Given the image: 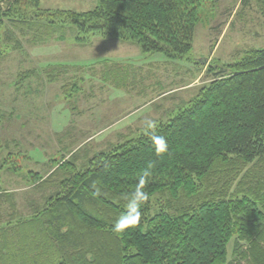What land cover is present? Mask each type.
<instances>
[{"label":"trees","instance_id":"obj_1","mask_svg":"<svg viewBox=\"0 0 264 264\" xmlns=\"http://www.w3.org/2000/svg\"><path fill=\"white\" fill-rule=\"evenodd\" d=\"M257 1L264 14V0ZM205 2L98 0L75 12L42 9L39 0H0V49L22 48L18 35L30 31L41 40L44 29L49 38L71 19L143 53L182 58L193 48ZM206 75L196 97L154 130L84 163L75 152L45 179L30 172L38 189H51L29 204L28 215L18 216L12 194L0 195V264H264V47L209 63ZM150 131L165 137V153H156ZM145 171L148 200L139 223L113 232Z\"/></svg>","mask_w":264,"mask_h":264},{"label":"rangeland","instance_id":"obj_2","mask_svg":"<svg viewBox=\"0 0 264 264\" xmlns=\"http://www.w3.org/2000/svg\"><path fill=\"white\" fill-rule=\"evenodd\" d=\"M39 1L52 11L83 12L98 5V0ZM260 8L257 0L246 6L242 0H206L193 48L182 58L143 53L131 41L84 31L71 19L58 20L64 26L49 38L44 29L41 40L30 31L18 35L22 48L2 46L0 195L12 194L18 216L28 215L29 204L42 202L51 189H38L30 172L45 179L75 152L84 163L146 129L145 121L175 116L209 81V63L233 62L264 47Z\"/></svg>","mask_w":264,"mask_h":264},{"label":"clouds","instance_id":"obj_3","mask_svg":"<svg viewBox=\"0 0 264 264\" xmlns=\"http://www.w3.org/2000/svg\"><path fill=\"white\" fill-rule=\"evenodd\" d=\"M145 127L149 130H154L156 125L154 121H145ZM150 139L156 150V153L163 154L167 151L168 145L165 137L155 134L154 131H150ZM149 175L147 171L144 172L139 178L138 186L135 191L127 195V198L131 201L125 204V212L120 215L114 222L112 230L115 233H123L126 229L136 226L141 218V206L148 200V195L143 191L146 177ZM99 194V192H97Z\"/></svg>","mask_w":264,"mask_h":264},{"label":"bare ground","instance_id":"obj_4","mask_svg":"<svg viewBox=\"0 0 264 264\" xmlns=\"http://www.w3.org/2000/svg\"><path fill=\"white\" fill-rule=\"evenodd\" d=\"M199 23V22H198ZM149 33V32H148ZM179 40V39H178ZM158 41V40H157ZM165 44V43H164ZM178 47V46H177ZM179 51H181V49L179 50ZM244 63V62H243ZM253 69V68H252ZM250 70V69H249ZM246 71H248V70H246ZM223 73V72H222ZM235 73V72H234ZM220 74H221V72H220ZM213 91V90H212ZM229 93V92H228ZM221 109V108H220ZM208 119V118H207ZM180 131V130H179ZM133 137V136H132ZM96 199V198H95ZM256 258V257H255Z\"/></svg>","mask_w":264,"mask_h":264}]
</instances>
